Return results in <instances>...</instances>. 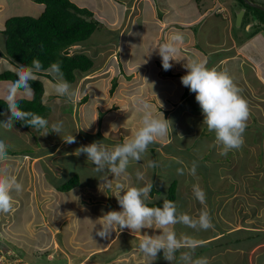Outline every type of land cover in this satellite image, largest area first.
<instances>
[{"label":"rangeland","instance_id":"obj_1","mask_svg":"<svg viewBox=\"0 0 264 264\" xmlns=\"http://www.w3.org/2000/svg\"><path fill=\"white\" fill-rule=\"evenodd\" d=\"M112 1L115 6L109 5L106 18L113 21L117 17L118 21L120 12L117 0H106L109 3ZM124 1L121 0L123 3ZM251 1L264 7V0ZM89 2H85L84 7L91 10L92 4ZM222 2L228 8L232 19L236 18L234 34L245 41L250 39L254 28H251V24L240 27L237 21L238 11L245 12L248 9L240 5L239 0ZM43 8V5L31 0H0V49L3 51L5 48L6 35L3 30L8 19L16 16L38 17ZM253 19L250 22L253 23ZM260 22L254 20L256 30L264 28ZM143 24L139 22L138 26ZM200 29L193 30L195 38ZM168 31L167 29L166 32ZM169 36L161 40L166 43ZM129 40L130 46L127 39L119 46L118 39L115 40L108 31H102L93 35L90 41L92 44L87 43L77 49L89 55L92 52L95 54L97 70L72 85L78 93L76 103H67L64 97L51 94L50 81H44L46 103L52 108L49 125L63 121L64 132L61 135L73 134L76 143L66 144L54 132L43 136L37 131L17 128L16 125L11 131L0 129V139L9 145V160L0 164V168L7 167L23 185L21 193H13L12 210L7 214H0V264H28L22 261L20 252L32 254L37 260L46 261L47 264H153L137 250L139 240L142 239L140 233L133 235L128 230L122 233L113 232L107 240L96 235L101 227L98 220L101 215L109 210H119L114 196L117 191L116 184H123L125 188L142 186V182L136 180L137 171L144 172L146 181L153 182V187L160 190L157 200L163 197L171 182L176 180L179 210L185 209L184 212L188 213L192 203L195 204V212L207 210L214 218V228H218L216 218L226 217V208L230 213L227 218L232 222L247 216L254 226L257 222L256 216L261 215V211L264 214V118L258 122L247 121L245 142L241 149L220 155L221 149L215 142V133L209 132L202 123L203 117H198L202 111L195 97L191 102L196 104L194 109L197 110L193 109L188 97L183 98L185 87L181 79L170 77L166 81L154 82L152 68L156 66L155 60L159 55L153 52L149 57L147 54L150 46L145 41L133 37ZM183 44L180 50L186 55L190 50L182 47ZM247 44V50L258 44L264 48V32L253 38L250 45L249 41ZM214 55L217 56L216 53ZM187 57L192 58V54H187ZM177 60L183 67L180 74L185 75L184 64L187 60L180 53ZM145 61L147 62L144 63ZM118 62L124 68L128 67L131 83H118L110 100L108 91L114 84L113 79L123 77L124 71H121ZM206 64L210 67L209 63ZM6 69H10L9 66L0 60V71ZM163 72L166 73L162 69ZM145 78L148 80L145 81ZM10 82L12 81H0V98L3 100L4 90ZM149 89L156 96L154 93H147ZM118 90L122 97H118ZM145 93L146 96L143 95ZM86 95H89V99L81 104ZM138 98L150 103L155 115H159V111L163 113L172 127L169 128L167 137L149 146L143 161L130 164L126 176H109L112 186L107 188L102 184L103 181L98 180L101 175L95 172L94 165L87 161L86 155L76 156L74 152L81 145L94 141L113 147L129 138L140 123V116L135 110ZM4 118H0V121ZM113 125L116 127H112ZM87 126L89 127L86 128ZM56 149L55 153L48 155V151ZM148 160L156 161L159 166L147 168ZM193 161L198 163L195 176L189 175L187 171L184 175L176 174L177 168H190ZM74 173L83 175L86 188L83 186L69 194L58 191V183L70 179ZM108 175L110 174L107 173L106 176ZM248 178L261 179L263 182L260 186L258 183L253 186ZM93 180H96V185L92 184ZM194 184H198L206 193L205 205L195 199L192 192ZM241 184L243 189H240ZM90 186H96V189ZM174 228L178 237L186 235L196 239L200 235H206L208 231L195 232L180 224ZM143 231L153 234L155 230ZM196 252L203 250L198 249ZM42 263L38 261L35 264ZM257 263L264 264V252ZM155 264H167V261L160 254Z\"/></svg>","mask_w":264,"mask_h":264},{"label":"clouds","instance_id":"obj_2","mask_svg":"<svg viewBox=\"0 0 264 264\" xmlns=\"http://www.w3.org/2000/svg\"><path fill=\"white\" fill-rule=\"evenodd\" d=\"M260 24L264 27V22L261 21ZM183 43L184 35L175 32L169 36L166 43L150 47L147 56L150 57L156 52L161 58L163 70L168 71L173 67L171 62L178 61L177 56ZM4 51L0 49V52ZM0 59L3 62L6 60V64H11L10 69L6 70L14 68L17 77L4 90L3 98L7 107L6 112L3 113L5 118L0 121V129L11 131L17 122H22L23 125L41 132L43 136L54 132L64 143H76L73 134L61 135L64 132L63 121L49 125L46 118L33 112L23 111L19 106L20 98L34 97L32 82L39 79L38 73L45 71L52 77L51 94L64 97L67 103L77 102L78 93L64 78L60 62H55L45 69L38 59H33L31 66L21 67L12 64L5 57L0 56ZM184 68L187 71L180 78L181 83L190 92L195 93V100L203 115L202 123L207 126L209 132L215 133V142L221 149L219 154L223 156L230 151L241 149L245 142L244 133L250 116L248 102L242 95L243 90L226 71L209 68L206 61L198 58L187 59ZM135 110L140 116L139 126L122 143L107 147L99 141H94L88 145H81L74 152L76 156L86 155L87 161L94 165L95 172L101 175L100 180L107 188L112 186L109 176L113 178L126 176L130 164L143 161L149 146L167 137L169 128L172 127L163 113L159 111L160 114L155 115L152 105L144 99H137ZM8 160L9 145L5 140L0 139V164ZM158 166L154 160H148L146 164L147 168ZM197 168L198 163L193 161L190 168H177L176 174L184 175L187 171L189 175L195 176ZM105 173L110 175L105 176ZM135 177L137 182H143L142 186L125 188L123 184H116L117 191L114 196L119 210H109L101 215L98 219L101 227L96 231V235L107 240L113 232L122 233L128 230L133 235L140 233L142 239L139 240L137 250L151 262L156 261L158 254L162 253L163 259L169 264H173L174 261L177 264H209L207 257L194 259L195 251L202 246V242L186 235L178 237L174 226L180 224L195 232L214 229L215 225L210 213L202 210L197 217H193L180 211L177 202L167 199L163 200L162 206L150 207L148 201L151 198L153 182H147L144 172L141 171H137ZM22 191L23 185L18 178L7 167L0 168V214H7L12 210L13 193L19 194ZM192 192L201 205L206 204V193L198 184L192 186ZM149 229L155 230L154 233L143 231Z\"/></svg>","mask_w":264,"mask_h":264},{"label":"crops","instance_id":"obj_3","mask_svg":"<svg viewBox=\"0 0 264 264\" xmlns=\"http://www.w3.org/2000/svg\"><path fill=\"white\" fill-rule=\"evenodd\" d=\"M88 1L92 4L90 5L92 7L91 10L96 18H101L103 21H107L114 29H118L116 30V32L118 31V34H116L118 38L114 37V35L112 36L115 40H119V46L123 43V40L125 43L126 39L129 46L131 45L129 38L133 37L135 27L138 26L139 22H143L147 26L143 24L141 32H138L135 38L145 41L144 43L150 47L163 44L164 42L161 40L163 37L167 38V36L175 32L182 33L185 41L182 47L190 51H187L185 55L180 50V55L185 57L186 60L198 58L206 61V63H209V68H215L219 71L224 69L243 90L242 95L247 100L250 109L248 122H258V120L264 118V48L263 45L258 44L250 47L249 50L246 49L248 41L250 45L253 38L261 36L262 32H264V28L256 30L253 15L250 16V14L247 19L245 15L243 17L242 24H251V28H254L251 38L245 41L244 38L241 39L239 35L234 34L236 18L232 19L228 8L222 0H125L124 3L121 0H117L118 11L120 12L118 21L117 17L113 21H109L106 18V14L110 9L109 5L115 6L113 1L112 3L106 2V0H75L73 2L80 7H84L86 5L85 2ZM31 2L34 1L31 0ZM97 6H99V10H97ZM43 11L44 8L38 17L41 16ZM252 18H254L253 23L250 22ZM257 21L259 20L257 19ZM242 24L240 27L244 26ZM196 28L201 29L197 32L195 38L193 30ZM167 29L169 33L166 32ZM199 46L202 48L200 49ZM214 53H216L217 58ZM187 54H192V58H188ZM0 60L2 61V59ZM155 61V64H158L161 59H156ZM171 63L173 64V73L178 74L183 71V67L178 61H172ZM7 65L9 68L11 67V64ZM158 65L157 68H160ZM40 79L43 83L48 80L45 78ZM46 93L47 91L45 90L43 98L45 103L47 101ZM190 93L189 97L195 95V93ZM198 117H203L202 112L198 114ZM56 151L57 149L48 151V155ZM36 159L41 158L36 157ZM143 169L146 170V167L143 166ZM248 179L252 181L250 183L253 186L254 183H258L260 186V183L263 182L261 179ZM92 184L96 185V181L92 182ZM242 186L243 184L240 185V189H243ZM92 188L96 189V186ZM157 197L158 195L150 199H156ZM231 202L234 203L233 201ZM194 207L195 204L192 203L187 214L190 213L189 215L197 217L199 213L195 212ZM184 210L181 211L184 212ZM261 213V215L258 214L256 216L257 222L255 223L256 226H254L247 216H243V219L240 218L241 222L240 219L232 222L230 218H227L230 217V213L226 208V217L216 218L215 222L218 228L209 229L206 235L197 237L202 242V246L196 250L202 249L203 252L198 255L194 254V259L207 257L209 264H258L257 260L264 252V214L263 211ZM217 260L218 262H216ZM173 264H177V262L174 261Z\"/></svg>","mask_w":264,"mask_h":264},{"label":"trees","instance_id":"obj_4","mask_svg":"<svg viewBox=\"0 0 264 264\" xmlns=\"http://www.w3.org/2000/svg\"><path fill=\"white\" fill-rule=\"evenodd\" d=\"M32 1L44 6L43 13L38 18L16 16L8 19L3 30V34L6 35L4 49L5 51L0 52V56L9 59L12 64L20 67L31 66L33 59H38L45 69L49 68L51 64L55 62H60V67L64 73V78L71 85L76 84L79 79L87 77L90 74L94 73L97 70L95 63V54L92 52L91 55H89L86 52L77 49L85 46V44L87 43L92 44V42H90L91 38L93 37V35L95 36L97 32L101 33L102 31H108L111 35H114V37L118 38V36L116 35L118 34V31L116 32V30L118 29H114V27L110 26L107 21H103L101 18H96L92 10L88 9L87 7H80L72 0ZM239 3H241L240 5H242L244 8L248 9H245V18H248V16L251 14L250 16L253 15L255 19H261L264 22L263 11L250 7L243 0H239ZM243 25L244 23L242 24V26ZM141 26L135 27V33L133 35L134 39H136L135 36L137 35V33L141 32ZM157 59L160 60L161 58L157 56ZM118 64L121 71H124L123 77H117L113 79L114 84L112 85L111 90L108 91V99L110 100L112 98L111 96L116 92L118 83H120L121 81L131 83V77L130 79L128 78V67L124 68L120 62H118ZM158 64H155L156 66L152 68L154 74V82L166 81L170 77L181 78L183 76L180 73H173L172 68L168 71L164 70L166 73H162L163 68H159L161 71L159 75V69L157 68V65L159 67H162V63L160 62ZM133 67L135 70V66ZM15 73L16 72L12 70L1 71L0 81H14L17 78ZM37 75L39 76V78L45 77L49 81H52V77L46 71L38 73ZM156 75H158V77ZM147 80L148 79L145 78V81ZM32 87L35 90L34 97L30 99H19V106L21 110L38 114L46 118L50 123L49 117L52 113V108L43 100L45 94L44 83L41 81V79H38L37 81L32 82ZM146 92L149 94L154 93L150 89ZM183 93V98L186 99L188 97L190 103L193 104V109L196 108V104L191 102L193 101V97H195V95L189 97L190 91L187 87H185ZM143 95L146 96V93ZM154 95L156 96L155 93ZM118 97H122L119 90ZM88 99L89 95H86L81 104H83ZM6 107L7 106L5 100L0 98V118L4 117L3 113L6 112ZM115 108L117 109V107ZM15 125L17 128H22L28 131H35L30 126L23 125L22 122H17ZM37 133L42 134L41 132ZM97 136L99 137L98 134ZM106 175L107 173L105 174V176ZM82 179L83 175L74 173L70 177V179L58 183V191L67 194L73 191L75 192L76 190L86 185L84 184ZM177 184L178 182L176 180L171 182L163 197H161L160 200L150 199L148 201V206H162L163 200L165 199L177 202ZM159 194L160 190L157 187H153L150 194L151 197L154 198L156 195L159 196ZM199 253L200 252L195 251L196 255H198ZM20 256L22 261L28 264H35L38 263V261L43 262L42 264H47L46 261L37 260V258H35L32 254H22L20 252Z\"/></svg>","mask_w":264,"mask_h":264},{"label":"water","instance_id":"obj_5","mask_svg":"<svg viewBox=\"0 0 264 264\" xmlns=\"http://www.w3.org/2000/svg\"><path fill=\"white\" fill-rule=\"evenodd\" d=\"M243 1H244L247 5H249L250 7L255 8V9H258V10L264 12V7L260 6L259 4L254 3V2H252L251 0H243ZM244 13H245L244 11H241V12L238 14L237 21H238L239 26H240V24H241V22H242V19H243Z\"/></svg>","mask_w":264,"mask_h":264}]
</instances>
